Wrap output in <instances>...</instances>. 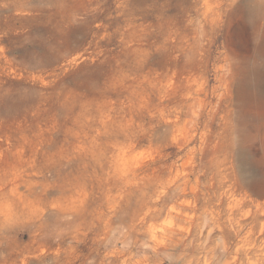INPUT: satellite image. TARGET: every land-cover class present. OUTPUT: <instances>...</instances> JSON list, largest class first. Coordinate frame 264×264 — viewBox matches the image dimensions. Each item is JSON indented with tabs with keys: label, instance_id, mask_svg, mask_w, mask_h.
<instances>
[{
	"label": "rangeland",
	"instance_id": "rangeland-1",
	"mask_svg": "<svg viewBox=\"0 0 264 264\" xmlns=\"http://www.w3.org/2000/svg\"><path fill=\"white\" fill-rule=\"evenodd\" d=\"M263 228L264 0H0V264H264Z\"/></svg>",
	"mask_w": 264,
	"mask_h": 264
},
{
	"label": "bare ground",
	"instance_id": "bare-ground-1",
	"mask_svg": "<svg viewBox=\"0 0 264 264\" xmlns=\"http://www.w3.org/2000/svg\"><path fill=\"white\" fill-rule=\"evenodd\" d=\"M262 225H263V224H262ZM211 229H212V228H211ZM263 229H264V228H263ZM263 229H262V230H263ZM153 238H154V237H153ZM156 238H157V237H156ZM156 242H157V240H156ZM156 246H157V245H156ZM161 246H162V245H161ZM154 247H155V246H154ZM250 247H251V246H250ZM224 249H225V247H224ZM154 250H155V249H154ZM155 251H156V250H155Z\"/></svg>",
	"mask_w": 264,
	"mask_h": 264
}]
</instances>
